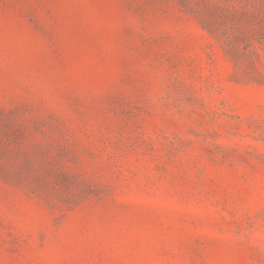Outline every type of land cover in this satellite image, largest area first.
<instances>
[{
  "label": "rangeland",
  "instance_id": "obj_1",
  "mask_svg": "<svg viewBox=\"0 0 264 264\" xmlns=\"http://www.w3.org/2000/svg\"><path fill=\"white\" fill-rule=\"evenodd\" d=\"M0 264H264V0H0Z\"/></svg>",
  "mask_w": 264,
  "mask_h": 264
}]
</instances>
